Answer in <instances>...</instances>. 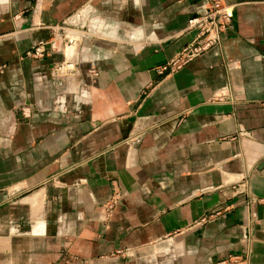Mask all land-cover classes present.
<instances>
[{"label": "crops", "instance_id": "1", "mask_svg": "<svg viewBox=\"0 0 264 264\" xmlns=\"http://www.w3.org/2000/svg\"><path fill=\"white\" fill-rule=\"evenodd\" d=\"M207 1L0 0V264H264V0L157 70Z\"/></svg>", "mask_w": 264, "mask_h": 264}, {"label": "built area", "instance_id": "2", "mask_svg": "<svg viewBox=\"0 0 264 264\" xmlns=\"http://www.w3.org/2000/svg\"><path fill=\"white\" fill-rule=\"evenodd\" d=\"M17 17V16H16ZM233 9L230 5L223 2V0H208L205 11L200 14L192 15L187 20L188 29L195 30L194 38L183 47L178 55L170 59L165 64L157 68L159 73L166 71L172 72L180 68L188 60L195 56H198L214 44L221 40L222 33L230 27L232 23ZM68 37L64 34V38ZM74 39L67 40L64 45L67 46L74 44ZM71 43V44H70ZM46 41H39L24 52V55L32 58H40L46 52ZM76 60L67 57L53 66L54 75L68 76L74 73L76 70ZM90 73L93 76L97 75V71L94 67L90 69ZM26 107H21V113L23 116H28ZM126 254H130L129 251Z\"/></svg>", "mask_w": 264, "mask_h": 264}, {"label": "rangeland", "instance_id": "3", "mask_svg": "<svg viewBox=\"0 0 264 264\" xmlns=\"http://www.w3.org/2000/svg\"><path fill=\"white\" fill-rule=\"evenodd\" d=\"M89 20H90L89 10H84L82 12L77 13L62 27L64 31H66L65 34H67L68 37L66 39L64 38V32H61L62 34L58 33L57 37H59V39H62V35H63L64 43L69 39L71 40L74 39L75 42L77 39L79 41L81 38V34L87 33L86 29L80 26H87V22H89ZM77 30H78L77 32L78 34H76ZM2 68H4V65H2Z\"/></svg>", "mask_w": 264, "mask_h": 264}, {"label": "bare ground", "instance_id": "4", "mask_svg": "<svg viewBox=\"0 0 264 264\" xmlns=\"http://www.w3.org/2000/svg\"><path fill=\"white\" fill-rule=\"evenodd\" d=\"M72 45H73V44H71V45L67 46V48H66V49H68V48H71V47H72Z\"/></svg>", "mask_w": 264, "mask_h": 264}, {"label": "water", "instance_id": "5", "mask_svg": "<svg viewBox=\"0 0 264 264\" xmlns=\"http://www.w3.org/2000/svg\"><path fill=\"white\" fill-rule=\"evenodd\" d=\"M264 165V161L262 162L261 166ZM261 166H259V168H261Z\"/></svg>", "mask_w": 264, "mask_h": 264}]
</instances>
